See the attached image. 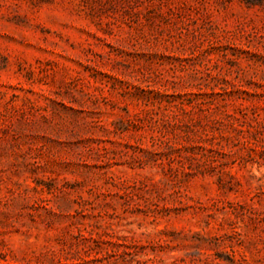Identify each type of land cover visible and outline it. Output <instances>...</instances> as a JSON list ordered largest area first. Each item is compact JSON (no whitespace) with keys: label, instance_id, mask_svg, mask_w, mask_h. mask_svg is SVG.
<instances>
[{"label":"rangeland","instance_id":"374dc122","mask_svg":"<svg viewBox=\"0 0 264 264\" xmlns=\"http://www.w3.org/2000/svg\"><path fill=\"white\" fill-rule=\"evenodd\" d=\"M0 264H264V0H0Z\"/></svg>","mask_w":264,"mask_h":264}]
</instances>
